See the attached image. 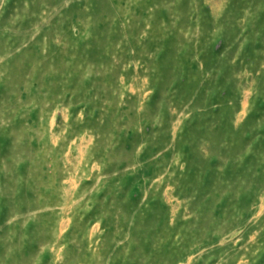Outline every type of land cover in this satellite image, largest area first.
Instances as JSON below:
<instances>
[{"label": "rangeland", "instance_id": "rangeland-1", "mask_svg": "<svg viewBox=\"0 0 264 264\" xmlns=\"http://www.w3.org/2000/svg\"><path fill=\"white\" fill-rule=\"evenodd\" d=\"M0 264H264V0H0Z\"/></svg>", "mask_w": 264, "mask_h": 264}]
</instances>
